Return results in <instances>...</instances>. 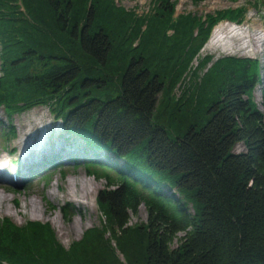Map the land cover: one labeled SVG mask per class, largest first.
<instances>
[{
  "label": "trees",
  "instance_id": "trees-1",
  "mask_svg": "<svg viewBox=\"0 0 264 264\" xmlns=\"http://www.w3.org/2000/svg\"><path fill=\"white\" fill-rule=\"evenodd\" d=\"M176 2L154 0L153 11L138 14L115 0H0V107L12 116L47 105L73 138L108 154L84 161L107 182L97 197L101 225L66 248L51 222L0 217V264H264V113L252 98L259 63L219 58L194 89L171 93L212 28L226 17L242 21L247 9L201 22L175 14ZM172 58L179 67L167 90L162 61ZM207 85L217 86L211 102L199 96L207 119L189 123L185 113ZM164 89L171 118L185 107L188 127L175 138L153 122ZM14 135L6 130L2 141ZM242 142L246 151L235 152ZM140 204L148 219L133 226ZM113 236L124 261L108 253Z\"/></svg>",
  "mask_w": 264,
  "mask_h": 264
},
{
  "label": "rangeland",
  "instance_id": "rangeland-1",
  "mask_svg": "<svg viewBox=\"0 0 264 264\" xmlns=\"http://www.w3.org/2000/svg\"><path fill=\"white\" fill-rule=\"evenodd\" d=\"M115 1L117 5H122L126 9H135V12L138 14L149 13L153 11L154 6V0ZM20 3L19 1V4ZM237 7H246L247 9L245 15L242 17V21H239L241 23L232 22V20L234 21L235 19L226 17L218 22L217 25L221 23L235 24L242 28H247L252 34L258 30L260 32L259 36H261V41L257 42L256 51L253 47H250L248 50L251 51L245 50L225 53L221 51L220 48H208L207 45L213 38L215 28L217 27L216 25L211 30L209 40L199 50L198 54L192 58L188 66H186L188 59L185 61L184 65L186 68L180 79L177 80L176 86L171 89V93H174L175 98H180L184 90L189 86L194 89L195 81L201 80L204 73L213 65L215 60L227 56L237 58L252 57L253 59L251 60L259 63V83L253 90L252 98L259 110L264 113V4L253 5V0H206L202 2L177 0L175 14L191 12L196 16L200 15L202 17L201 22H203L208 14L212 15L216 11H222L228 8L234 9ZM193 45H199L198 38L193 41ZM171 49L173 48L169 46L167 53L170 54ZM249 53H251V55H249ZM206 54H211L213 58L206 66L200 68L197 66L199 60ZM177 56H179L178 53L175 54V57ZM176 59L177 58H172L162 61L165 66L162 67L160 75L163 78L165 89L167 90L169 83L171 84L173 80L171 78V71L174 73V70L179 67V64L175 62ZM179 62H181V60H179ZM197 67L198 74L196 75ZM1 74L2 71L0 70V75ZM165 89L158 94L157 103L159 100L160 102L155 110L153 122L165 125V127L168 128L170 136L173 138L179 134L182 135L187 129L188 124H183L185 117L188 118L190 121L189 123L196 122L202 124L205 119H207L208 112L205 105L203 106V103H199L198 100L201 98L211 102V98L217 94L215 93L217 86L207 85L205 89L198 92V98L195 97V100L193 99L194 101L191 102L194 111L189 113V117H187V113H185L184 117L185 107H181L178 108L177 111H174L176 114L171 118V115L167 114L171 110L170 106L168 107L166 103H163V101H169V96ZM41 116L45 120H42L43 123L46 124V127H49L50 132H48L47 135L40 132L38 140L35 141L27 151H24L22 148L23 146L19 143L22 139V131L27 130L29 123L34 121V119L41 118ZM11 128L16 131V135L10 136L5 141H2L1 135L4 131H8ZM53 138L57 140V146L50 144ZM13 149H16V157L14 158H12L11 155ZM234 150L235 152L246 151L245 144L243 142L238 143ZM99 152L100 151L88 147L85 142H81L75 137L73 138V136L63 128L62 122L55 118V114L51 112L47 105H37L26 111L15 113L12 116L7 114L5 108L0 107V159L3 158L10 164L9 166L7 162V171L5 169L4 173H0V193L2 192L9 197L7 204L4 203V206L0 207V215L12 219L19 225L24 224L29 219L51 222L61 243L64 247L69 248L73 241L81 239L84 230L95 225H101L102 215L97 204V197L99 192L106 187L107 182L104 178L98 179L95 175H90L84 162L85 160H90V157L94 159L99 158L100 161L106 162L108 154L100 152V155H97ZM18 157L23 162V169L22 172H19L17 169V173H14L12 162L17 164ZM118 161L121 164L125 162L124 159ZM8 168H10V170ZM23 177L25 179H17ZM71 178L75 179L77 182L76 188L73 185L71 186V189H76V197H72L68 194L69 183L72 182ZM84 180L86 181L85 186L92 191V195L85 201L82 198V182ZM31 198H35L41 208L32 210L29 206H25L24 199L29 201ZM15 200H17L18 203H16ZM66 202H70L71 204V210L67 213L61 208ZM187 208L193 212L191 204H188ZM130 213V224L133 226L142 221L146 222L148 219V211L144 204L139 205L137 213ZM65 214H68V216ZM74 220H76L77 223L81 220L83 224L82 228L80 229L79 226L76 225L77 228H75V231L68 235H62L59 232L60 226H69ZM183 235V232L178 233V237ZM179 241L180 240L176 238L172 244L173 247L177 246ZM108 250L109 255L113 258L117 256L123 261L125 260L123 253L117 246L114 236L110 239V247Z\"/></svg>",
  "mask_w": 264,
  "mask_h": 264
},
{
  "label": "bare ground",
  "instance_id": "bare-ground-1",
  "mask_svg": "<svg viewBox=\"0 0 264 264\" xmlns=\"http://www.w3.org/2000/svg\"><path fill=\"white\" fill-rule=\"evenodd\" d=\"M259 34L260 32L258 30L254 34H252L251 31L247 30V28H242L235 24L221 23L217 25V27L215 28L213 38L208 43L207 47L210 49L220 48L221 51H224L225 53L245 51V50H248L250 47H253V49L256 51L257 42L261 41V36H259ZM248 51H251V50H248ZM42 116L39 119H34V121H31L29 123V127H27V130L22 131V136H21L22 139L19 143L20 145L23 146L22 148L24 149V151H27V149L30 148V146L33 145V143L38 140L40 132H43L44 135L45 134L47 135L48 132H50L49 127H46V124L43 123L42 120H44V118H42ZM53 142L57 144V140H54ZM7 162L8 161L4 160L3 158L0 159V173H4L5 169L7 171ZM22 163L23 162L21 161L20 166L17 168H14L12 166V168L14 169V173H17V169L19 172H22V169H23ZM8 169L10 170V168ZM82 184H83L82 198L85 201L92 195V191L85 186L86 184L85 180L82 182ZM72 185L75 186L76 188L77 182L75 179H72V182L69 183V193L68 194L72 197H76V194H75L76 189L75 190L71 189ZM8 199L9 197L1 192L0 193V207L4 206V203L7 204ZM24 205L29 206L32 210H37V208H41L35 198H31L29 201H26L24 199ZM76 225H78L79 228L81 229L83 226L82 221L79 220V223H77L76 220H74L73 222H71L69 226L61 225L59 232L62 235H68L71 232L75 231V228H77Z\"/></svg>",
  "mask_w": 264,
  "mask_h": 264
}]
</instances>
